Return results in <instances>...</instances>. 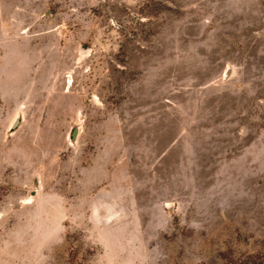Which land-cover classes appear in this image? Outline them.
<instances>
[{
  "label": "rangeland",
  "instance_id": "1",
  "mask_svg": "<svg viewBox=\"0 0 264 264\" xmlns=\"http://www.w3.org/2000/svg\"><path fill=\"white\" fill-rule=\"evenodd\" d=\"M0 264H264V0H0Z\"/></svg>",
  "mask_w": 264,
  "mask_h": 264
},
{
  "label": "water",
  "instance_id": "2",
  "mask_svg": "<svg viewBox=\"0 0 264 264\" xmlns=\"http://www.w3.org/2000/svg\"><path fill=\"white\" fill-rule=\"evenodd\" d=\"M74 135H76V133Z\"/></svg>",
  "mask_w": 264,
  "mask_h": 264
}]
</instances>
